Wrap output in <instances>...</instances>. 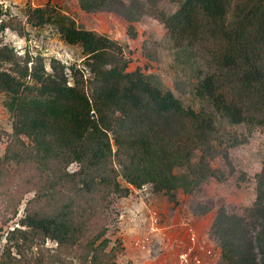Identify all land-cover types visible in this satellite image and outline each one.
<instances>
[{"label":"trees","instance_id":"1","mask_svg":"<svg viewBox=\"0 0 264 264\" xmlns=\"http://www.w3.org/2000/svg\"><path fill=\"white\" fill-rule=\"evenodd\" d=\"M97 4L122 14L132 37L146 12L164 24L176 56L194 72L191 94L200 108L142 69L127 70L130 60L115 39L77 26L49 3L29 7L32 25L53 23L67 43L81 46L91 77L75 67L68 74L56 58L48 71L43 57L21 59L0 46V91L13 117L0 170L29 162L42 184L30 187L40 207L29 206L19 226L0 233V264H76L66 254L77 264H120L119 242L108 249L111 224L99 223L112 218L115 195L131 192L118 177L136 188L151 184L176 202L178 189L194 194L224 177L212 165L218 155L229 160L218 147L217 121L264 130V0H183L171 14L157 10L155 0ZM73 163L78 168L69 171ZM213 231L227 264H264V162L253 204L241 214L220 206Z\"/></svg>","mask_w":264,"mask_h":264},{"label":"rangeland","instance_id":"2","mask_svg":"<svg viewBox=\"0 0 264 264\" xmlns=\"http://www.w3.org/2000/svg\"><path fill=\"white\" fill-rule=\"evenodd\" d=\"M155 1L157 10L171 14L183 0ZM48 3L72 17L77 26L105 34L123 45L124 53L130 60L127 70L142 69L153 83L172 90L186 106L200 108V103L191 94L194 72L180 62L164 24L150 12L134 22L136 35L132 37L128 33V20L117 11L94 8L98 6V0H0V24L8 25L0 30V46L12 47L21 59L43 57L48 71H51L50 60L56 58L66 66L68 74L75 67L82 70L85 79L91 77L80 45L67 43L53 23L34 26L28 21L29 7H43ZM4 67L9 66L5 64ZM6 100L7 95L0 91V157L6 153L12 133L13 117ZM217 126L221 135L218 147H225L229 151V160L227 162L222 155H218L212 160V165L221 169L224 177L207 180L194 194H185L178 189L175 202L163 192L155 191L151 184L136 188L118 177L123 185L131 188V192L127 196L112 194V218H101L99 221L100 224H111L107 233L111 240L108 249L119 242L117 262L175 264L178 255L192 245L190 233L193 231L202 264H227L221 256V243L213 231V222L217 209L222 205L230 213L241 214L253 204L256 174L264 162V130L246 124H220L218 121ZM23 139L26 141V138ZM235 140L236 144H232ZM77 168L78 165L73 163L69 171ZM30 180L33 182L30 183ZM34 184L36 188L42 185L33 164L11 161L2 166L1 234L19 226L29 206L40 207V204L31 202L35 191L30 187ZM4 243L3 236L0 239V255ZM56 245L53 241L46 244L52 248ZM66 259L76 264L78 262L68 254Z\"/></svg>","mask_w":264,"mask_h":264},{"label":"built area","instance_id":"3","mask_svg":"<svg viewBox=\"0 0 264 264\" xmlns=\"http://www.w3.org/2000/svg\"><path fill=\"white\" fill-rule=\"evenodd\" d=\"M190 235H191L192 245L178 255L175 264H202V258L198 253V249L195 245L196 234L193 231H191ZM206 252L209 253V250H207Z\"/></svg>","mask_w":264,"mask_h":264}]
</instances>
